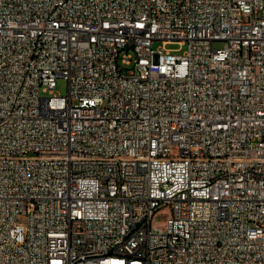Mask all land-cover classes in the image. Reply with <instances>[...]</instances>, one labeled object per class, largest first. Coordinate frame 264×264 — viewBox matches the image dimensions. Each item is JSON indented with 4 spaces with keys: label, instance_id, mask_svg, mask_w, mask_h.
Segmentation results:
<instances>
[{
    "label": "built area",
    "instance_id": "built-area-1",
    "mask_svg": "<svg viewBox=\"0 0 264 264\" xmlns=\"http://www.w3.org/2000/svg\"><path fill=\"white\" fill-rule=\"evenodd\" d=\"M0 264H264V0H0Z\"/></svg>",
    "mask_w": 264,
    "mask_h": 264
},
{
    "label": "rangeland",
    "instance_id": "rangeland-1",
    "mask_svg": "<svg viewBox=\"0 0 264 264\" xmlns=\"http://www.w3.org/2000/svg\"><path fill=\"white\" fill-rule=\"evenodd\" d=\"M160 43H156L155 47ZM224 46L223 42L214 43L215 48H222ZM168 49L174 50L175 54H183L187 50V46H182L180 43H171L166 46ZM56 93L62 96H66L68 93V81L64 77H59L57 81ZM170 216V212L168 209H164L157 214L154 218V224L157 226L164 225ZM21 223H25L24 219L20 220Z\"/></svg>",
    "mask_w": 264,
    "mask_h": 264
}]
</instances>
